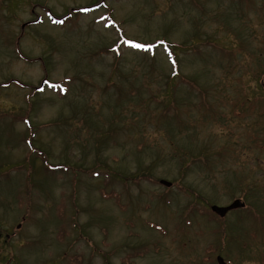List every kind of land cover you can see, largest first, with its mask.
<instances>
[{
    "label": "rangeland",
    "instance_id": "obj_1",
    "mask_svg": "<svg viewBox=\"0 0 264 264\" xmlns=\"http://www.w3.org/2000/svg\"><path fill=\"white\" fill-rule=\"evenodd\" d=\"M217 257L264 264V0H0V264Z\"/></svg>",
    "mask_w": 264,
    "mask_h": 264
},
{
    "label": "trees",
    "instance_id": "obj_2",
    "mask_svg": "<svg viewBox=\"0 0 264 264\" xmlns=\"http://www.w3.org/2000/svg\"><path fill=\"white\" fill-rule=\"evenodd\" d=\"M85 8H87V7H85ZM85 8H78V9H72L71 11L72 12H74L76 15H79V14H81L83 11L82 10H84ZM89 8V7H88ZM87 8V9H88ZM53 20H54V22H58L59 24H63V22H67L70 18H71V14H67L66 16H64V17H61V18H58V17H54V16H52L51 17ZM163 45H165V49H166V51L170 54V57H171V61H172V67H173V69H172V76L174 77V74H176V72H177V69H176V66H175V62H174V54H173V52H172V49H171V45H169V44H163ZM172 76H170V78H169V82H168V85L170 84L171 86H173L172 84H171V82H172ZM182 82H186V84H188L189 82L184 78V79H182ZM166 92V91H165ZM154 96L152 95V98H153ZM161 97H163V95L161 94ZM159 95L157 96V98H156V102L159 104V105H164V104H162V102H163V100H162V98H161ZM165 100H166V98H167V100H168V102L167 103H170V105H171V103H172V105H171V109H170V105L169 106H167V103H166V105H164L163 107H165V109H163L162 111H161V113H160V119H166L167 117H169V113L171 114L170 116H172V114L174 115L175 113H173V108H176V101L175 100H173L174 98H173V96H170V94H169V91H167V93H166V95L163 97ZM153 100H155L154 98H153ZM165 116V117H164ZM42 156V155H41ZM40 156V157H41ZM45 156H42V163L45 165V167L44 168H46V169H50L51 171H53V170H55V169H53L54 167L53 166H51L50 164H48L47 163V160H46V158H44ZM60 167V166H59ZM244 209H246V206L243 208V210ZM240 211H242V209H240ZM211 212V211H210ZM212 213V212H211ZM213 214V213H212ZM213 216L217 219V220H219L220 218L219 217H217L216 215H214L213 214ZM219 218V219H218ZM254 218V217H253ZM253 223L255 224V226H256V222L253 220ZM255 229H257L256 227H255ZM254 229V231H253V233L256 231Z\"/></svg>",
    "mask_w": 264,
    "mask_h": 264
},
{
    "label": "water",
    "instance_id": "obj_3",
    "mask_svg": "<svg viewBox=\"0 0 264 264\" xmlns=\"http://www.w3.org/2000/svg\"><path fill=\"white\" fill-rule=\"evenodd\" d=\"M159 183L161 185L167 187V188H169L171 186V184L166 182V181H160ZM242 208H244V203H242L239 200H235L231 205H229L227 207L211 206L210 211L213 214H215L216 216H218L219 218H224L229 212H231L233 210L242 209ZM216 263L217 264H226V263H224V260L221 257L216 258Z\"/></svg>",
    "mask_w": 264,
    "mask_h": 264
},
{
    "label": "snow or ice",
    "instance_id": "obj_4",
    "mask_svg": "<svg viewBox=\"0 0 264 264\" xmlns=\"http://www.w3.org/2000/svg\"><path fill=\"white\" fill-rule=\"evenodd\" d=\"M132 47L141 49V50H147V47L145 45H141V44H132Z\"/></svg>",
    "mask_w": 264,
    "mask_h": 264
}]
</instances>
